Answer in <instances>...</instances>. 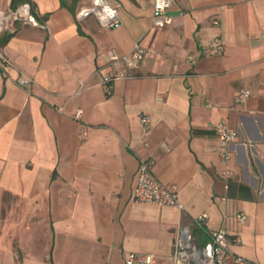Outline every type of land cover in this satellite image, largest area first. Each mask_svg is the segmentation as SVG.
<instances>
[{
	"label": "crops",
	"instance_id": "0c3cea01",
	"mask_svg": "<svg viewBox=\"0 0 264 264\" xmlns=\"http://www.w3.org/2000/svg\"><path fill=\"white\" fill-rule=\"evenodd\" d=\"M10 1L46 26L0 34V264H125L136 252L173 264L179 227L206 242L192 222L206 212L246 264H264V0H171L165 27L151 24L154 0H109L116 28L77 18L90 0ZM135 42L152 56L105 62ZM217 121L238 131L225 161ZM143 160L184 210L134 199Z\"/></svg>",
	"mask_w": 264,
	"mask_h": 264
},
{
	"label": "built area",
	"instance_id": "2783aa9c",
	"mask_svg": "<svg viewBox=\"0 0 264 264\" xmlns=\"http://www.w3.org/2000/svg\"><path fill=\"white\" fill-rule=\"evenodd\" d=\"M5 1V4L0 6V34L14 33L16 23L31 24L41 28L46 26V22L40 23L38 21L36 15L32 12L29 2L13 4L10 0ZM171 2V0H154L151 15V24L154 27L170 25L172 16L167 13V8ZM75 13L78 19L93 15L102 26L109 28L120 27L122 24L118 6L109 0H90L89 5L78 8ZM214 22L218 23L217 20H214ZM217 50L221 52L222 47L218 46ZM103 55L106 57V63L115 64L122 61L125 67L129 69L137 67L143 59L152 56V53L144 45L135 42L126 54H119L114 49L106 51ZM3 62H7V58H5L0 47V64ZM124 75V70H119L115 74L104 73L102 74L101 81L104 84L110 85L115 77ZM17 80L20 85L30 87V79L24 74H21ZM250 93L247 88L240 90L235 98V102L245 103ZM81 114L80 109L76 110L75 118H79ZM141 122L150 127L151 118L145 114L141 117ZM213 127L221 143V159L225 161L230 157L228 146L238 136V131L222 121H217L213 124ZM138 167L136 185L133 191L134 199L137 202L151 203L159 206H174L180 211L185 209L175 186L160 181L152 174L149 160L141 161ZM234 217L240 223L246 221L244 212L238 211ZM207 218L208 213L206 212L194 216L192 220L194 225L207 236V240L203 245L194 236L191 226L184 225L178 228L171 256L173 264H246V260L242 255L230 249L226 229L224 227L219 229L208 227ZM236 240H239L238 236ZM125 264H156V261L153 254L136 252L130 253L125 257Z\"/></svg>",
	"mask_w": 264,
	"mask_h": 264
},
{
	"label": "rangeland",
	"instance_id": "374dc122",
	"mask_svg": "<svg viewBox=\"0 0 264 264\" xmlns=\"http://www.w3.org/2000/svg\"><path fill=\"white\" fill-rule=\"evenodd\" d=\"M199 243H200L201 245H203L205 242H204V241H200Z\"/></svg>",
	"mask_w": 264,
	"mask_h": 264
},
{
	"label": "trees",
	"instance_id": "16d2710c",
	"mask_svg": "<svg viewBox=\"0 0 264 264\" xmlns=\"http://www.w3.org/2000/svg\"><path fill=\"white\" fill-rule=\"evenodd\" d=\"M9 35V34H8ZM10 36V35H9Z\"/></svg>",
	"mask_w": 264,
	"mask_h": 264
}]
</instances>
